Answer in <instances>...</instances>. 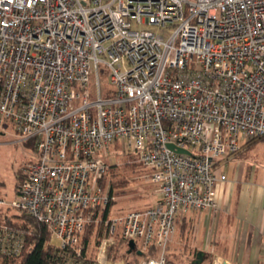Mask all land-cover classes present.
Here are the masks:
<instances>
[{"label":"built area","instance_id":"2783aa9c","mask_svg":"<svg viewBox=\"0 0 264 264\" xmlns=\"http://www.w3.org/2000/svg\"><path fill=\"white\" fill-rule=\"evenodd\" d=\"M5 128L34 157L0 209L75 257L109 204L107 152L125 143L159 198L108 221L100 250L118 236L155 249L139 264H166L177 217L217 212L223 166L264 138V0H0ZM22 246L0 223V254Z\"/></svg>","mask_w":264,"mask_h":264},{"label":"rangeland","instance_id":"374dc122","mask_svg":"<svg viewBox=\"0 0 264 264\" xmlns=\"http://www.w3.org/2000/svg\"><path fill=\"white\" fill-rule=\"evenodd\" d=\"M149 29L156 31L153 27ZM17 139L18 137L10 129L5 128L0 131V199L7 203L14 198V186L21 178V169L34 157L29 150L33 148L32 144L28 148ZM243 143L245 145L223 166L222 171L230 179H235L239 186L264 185V138L249 142L247 140ZM125 147V143L118 141L111 145L107 152L105 161L108 171L99 185L108 195L111 206L107 218L102 221L100 218L99 223L87 227L81 236L78 250L82 249L86 239L88 245L85 257L77 258L79 263L136 264L138 261L134 255L127 254V247L118 236L113 237L112 242L103 250H100L101 243L98 244V238L104 235L109 237L106 222L119 217L126 211L146 208L154 204L158 196V189L150 181L148 170L141 166L132 153L125 150ZM4 210L6 208L3 207L0 212ZM201 213H207L205 215L209 217L212 212H189L185 222L178 223L176 226L167 248L166 257L169 264H192L197 252L210 246V238L213 235L210 229L211 223L207 219L205 225H199L198 216ZM14 215L16 212L10 209L9 216ZM51 244L57 245V242L53 240ZM136 250H139L137 246ZM205 259L202 264H207L208 259ZM211 264L214 262L212 261Z\"/></svg>","mask_w":264,"mask_h":264},{"label":"crops","instance_id":"0c3cea01","mask_svg":"<svg viewBox=\"0 0 264 264\" xmlns=\"http://www.w3.org/2000/svg\"><path fill=\"white\" fill-rule=\"evenodd\" d=\"M216 191L219 211L198 216V224L209 219L213 231L210 246L202 249L211 256L207 264L216 258L219 264H264V185L239 186L227 176Z\"/></svg>","mask_w":264,"mask_h":264},{"label":"trees","instance_id":"16d2710c","mask_svg":"<svg viewBox=\"0 0 264 264\" xmlns=\"http://www.w3.org/2000/svg\"><path fill=\"white\" fill-rule=\"evenodd\" d=\"M23 145L30 148L31 141H26L23 143ZM20 181L21 178L19 182H17V184L14 186L13 195L16 194ZM110 206L111 204L109 203L104 211H100V213L98 212L101 221L107 218ZM9 210L10 209L7 208L6 210L0 212V223L6 224L9 228L19 233L23 241V246L18 257L4 256L0 254V264H86L85 262L79 263L77 258L85 257V250L88 245L87 239L83 242L80 256L74 258L75 256L71 252H64L59 249L58 245L51 244V242L53 241L51 235L42 224L21 211H15L16 215L9 216ZM186 215L187 214L184 213L177 217L176 226L178 225V223L185 222V220L187 219ZM106 223V231H108ZM107 237V235H104L103 237L98 238V244H100L101 241ZM120 241L125 245V247H127L126 241L122 239H120ZM126 252L127 254H129L128 247ZM131 254L138 259L136 264H139L142 259L155 257L156 255L155 249L153 248H150L146 254L143 253L141 256H138L134 251ZM206 256V259L210 261L211 256L207 254ZM166 264H169L167 257Z\"/></svg>","mask_w":264,"mask_h":264},{"label":"water","instance_id":"95a60500","mask_svg":"<svg viewBox=\"0 0 264 264\" xmlns=\"http://www.w3.org/2000/svg\"><path fill=\"white\" fill-rule=\"evenodd\" d=\"M168 148L170 150H174L176 153H180V154H189L188 151L181 149V148H175L173 145L169 144ZM128 247V253L131 254L133 251L136 252V254L138 256L142 255V252L140 250H136V245L134 243V241L130 240L127 244ZM206 253L203 251H198L196 254V258L195 260L192 262L193 264H202L204 259L206 258Z\"/></svg>","mask_w":264,"mask_h":264},{"label":"bare ground","instance_id":"6f19581e","mask_svg":"<svg viewBox=\"0 0 264 264\" xmlns=\"http://www.w3.org/2000/svg\"><path fill=\"white\" fill-rule=\"evenodd\" d=\"M219 259L218 258H216L215 260H214V264H219Z\"/></svg>","mask_w":264,"mask_h":264}]
</instances>
